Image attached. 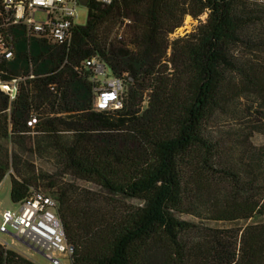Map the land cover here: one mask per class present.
<instances>
[{
    "label": "trees",
    "instance_id": "obj_1",
    "mask_svg": "<svg viewBox=\"0 0 264 264\" xmlns=\"http://www.w3.org/2000/svg\"><path fill=\"white\" fill-rule=\"evenodd\" d=\"M86 9L68 47L35 38L28 46L22 27L12 28L15 57L0 66L4 80L26 75L29 63L34 74L14 101L0 91L2 136L9 126L11 137L30 132L35 109L34 128L50 139L64 173L140 202L87 230L77 221L83 210L75 189L44 175L45 186L56 192L73 264H264V167H216L211 162L218 143L202 132L210 112L234 96L248 93L264 108V0H88ZM203 13L205 22L195 31L169 39L185 14ZM125 20L128 42L118 33ZM237 48L248 56L236 55ZM91 56L128 84L121 109H92L94 83L74 69ZM166 63L174 78L161 75ZM144 76L153 84L140 111L129 98ZM2 158L0 153V182L8 170ZM213 172L221 173V182L215 181L220 185L208 218L261 221L239 235V229L177 217ZM30 182L10 176L12 203L26 197ZM0 264L36 263L0 243Z\"/></svg>",
    "mask_w": 264,
    "mask_h": 264
},
{
    "label": "rangeland",
    "instance_id": "obj_2",
    "mask_svg": "<svg viewBox=\"0 0 264 264\" xmlns=\"http://www.w3.org/2000/svg\"><path fill=\"white\" fill-rule=\"evenodd\" d=\"M86 15V7L82 5L77 6L75 22L84 24ZM206 16L207 14L203 13L194 18L189 14H185L181 26L177 27L169 35V39L192 33L201 23L205 22ZM35 19L43 21L45 19L44 12L37 11ZM129 22V20H125L118 30V33L124 36L127 42L130 36L127 31ZM128 45L131 46L130 44ZM170 52V48H168L167 56H170ZM236 55L239 57L248 56L242 48L236 49ZM166 64L167 66L161 69V75L174 78L176 71L174 72L170 63ZM228 76L230 77L231 75ZM129 81L132 82L131 79ZM152 84V78L150 79L149 76H144V78L134 83L135 92L129 99L132 103L136 104V107L140 111L146 108V100L150 92L149 87ZM22 85L24 86L26 83ZM123 86L124 103L128 98V84H124ZM258 111L264 112V108L258 106L254 97L245 93L242 97L234 96L227 104H223L221 108L213 109L210 112L203 123L202 132L206 137H211L218 143L217 155L214 156L212 164L218 167V165H224V163L238 165L240 162H249L255 164L262 163L261 165L264 167V152L263 154L261 153V151H264V119ZM37 112L34 109L32 115H36L37 117ZM34 125L29 126L31 127L30 132L11 137L9 132L10 126L8 125L7 136H2L3 123L1 122L0 124V153L3 156L2 161L6 162L8 167L4 178L0 182V211L5 208H18V205L12 203L10 200V176L19 180L29 179L31 180V187L40 189L54 197H56V192L45 186L44 175L54 176L52 180L55 183L70 184L76 191V200L81 199L78 207L83 210V215H78L81 219L77 221H80L81 224L84 223L85 229L89 228L87 230L98 227L101 224L100 221L108 218L109 215L121 213L125 209L140 205L137 199L111 195L92 182L64 173L59 167L58 156L50 139L41 134L40 131H37ZM64 136L67 137L68 134H64ZM220 175L221 173L217 172L204 175L201 185L204 181L208 184L205 183L204 189H199L198 193L193 194L183 204L182 211L176 213V215L185 221H192L197 224L201 223L215 229H239L240 232L238 231V234L240 235L243 227L251 222H259L261 220L254 218L247 221L237 220L227 222L215 221L208 218L207 209L210 206V201H214L216 198L217 187L220 184L216 187L215 181L221 182ZM209 183L212 185L209 186ZM86 231L82 232L83 236H86ZM0 243L36 264H50L41 254L28 250L25 245L13 238L9 233L0 232ZM60 264H73L72 257H62Z\"/></svg>",
    "mask_w": 264,
    "mask_h": 264
},
{
    "label": "built area",
    "instance_id": "obj_3",
    "mask_svg": "<svg viewBox=\"0 0 264 264\" xmlns=\"http://www.w3.org/2000/svg\"><path fill=\"white\" fill-rule=\"evenodd\" d=\"M110 2V0H102ZM79 0H0V66L15 57V39L12 28L21 26L27 44L32 38L42 39L51 45L69 46ZM42 11L45 19H35V13ZM66 62L64 60L63 64ZM60 65V66H63ZM94 83L92 109L111 111L122 108L124 84L120 77L111 74L109 68L98 56L83 60L74 68ZM2 69L0 67V75ZM34 77L33 65L29 63L28 73L4 80L0 76V91L14 101L21 85ZM36 123L31 115L28 126ZM17 209H3L0 212V232L13 233L17 240L33 253L41 254L50 264H60L62 257H69L73 245L65 236L58 214L56 198L44 191L30 187L26 197L16 203ZM11 229V231H9Z\"/></svg>",
    "mask_w": 264,
    "mask_h": 264
},
{
    "label": "water",
    "instance_id": "obj_4",
    "mask_svg": "<svg viewBox=\"0 0 264 264\" xmlns=\"http://www.w3.org/2000/svg\"><path fill=\"white\" fill-rule=\"evenodd\" d=\"M80 5L85 6L87 5L88 0H79ZM13 238L17 239V237L13 233H9Z\"/></svg>",
    "mask_w": 264,
    "mask_h": 264
},
{
    "label": "crops",
    "instance_id": "obj_5",
    "mask_svg": "<svg viewBox=\"0 0 264 264\" xmlns=\"http://www.w3.org/2000/svg\"><path fill=\"white\" fill-rule=\"evenodd\" d=\"M6 209V208H5ZM1 212V211H0Z\"/></svg>",
    "mask_w": 264,
    "mask_h": 264
}]
</instances>
